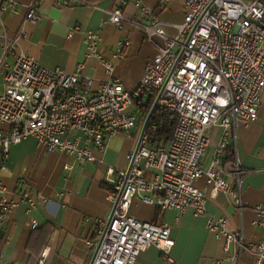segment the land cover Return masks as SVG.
<instances>
[{"label": "built area", "instance_id": "1", "mask_svg": "<svg viewBox=\"0 0 264 264\" xmlns=\"http://www.w3.org/2000/svg\"><path fill=\"white\" fill-rule=\"evenodd\" d=\"M1 1H5L3 10L14 3ZM40 1L28 7L30 23L40 20ZM48 1L57 6L86 4ZM127 2L140 10L141 20L128 18L118 6L105 11L106 22L117 28L130 24L155 49L132 90L116 78L96 84L84 73V63L70 73L45 68L22 49V33H0V172L6 168L11 148L28 137L47 152L94 163L92 149L104 152L112 137L137 128L126 168L109 181L110 213L92 220L93 237L85 242L91 251L86 264H135L150 246L170 261L174 247L170 227L135 218L131 214L134 203L160 211L188 208L195 216H205V194L195 186L204 179L210 196L228 195L241 214L242 177L253 172L242 166L237 151L232 150L231 133L237 123L257 119L264 93V0H186L183 23L174 26L173 36L165 33L164 24L142 0H120ZM77 32L83 36L85 57L100 61L111 74L112 65L97 51L98 34L71 28L67 37ZM129 45V41L119 43L115 57H122ZM162 111L176 116L166 143L155 137L163 122ZM214 128L220 136L205 168L203 158ZM6 194L0 181V236L5 217L15 208L23 204L30 215L42 201L28 193L19 201ZM253 212V224L264 228V202L255 205ZM29 226L35 229L38 223L31 219ZM207 228L223 238L227 260L238 262L242 252L248 251L256 264L264 261V244L245 241L242 229L230 230L224 217H208ZM44 261L45 254L37 264ZM0 264L17 263L0 260Z\"/></svg>", "mask_w": 264, "mask_h": 264}, {"label": "crops", "instance_id": "2", "mask_svg": "<svg viewBox=\"0 0 264 264\" xmlns=\"http://www.w3.org/2000/svg\"><path fill=\"white\" fill-rule=\"evenodd\" d=\"M33 1L13 0L12 7L5 10L2 9L5 1H1L0 33H22V49L41 66L61 68L70 73L79 63H84V73L96 84L116 78L126 90H132L140 82L155 49L133 26L126 23L117 28L106 22L105 14L106 10L119 6L128 18L141 20L140 10L132 2L81 0L86 4L57 6L41 0L38 3L40 20L33 24L26 20L28 7ZM185 2L142 0V4L164 24V31L169 36L175 35L174 26L183 23ZM71 28L98 34L97 51L112 65L111 74L100 61L85 57L86 47L81 33L67 37ZM124 41L130 42L129 47L123 49L122 57H115L118 44ZM136 136L137 128L130 133L116 135L109 140L104 152L90 146L96 159L94 163H79L70 155L47 152L40 149L31 137L13 146L5 170L0 172L7 198L19 201L24 193H28L41 197L42 201L30 215L26 214L25 205L20 204L5 217L0 236V260L37 264L45 254L44 264H86L91 251L85 242L93 237L92 220L109 215V181L126 168V158L135 145ZM219 136L218 128L210 131L209 147L203 158L205 168ZM231 147L237 151L242 166L253 171L242 177L243 212L235 211L232 199L226 194L210 196L204 179L196 181L195 186L205 194V216H195L188 208L160 211L136 201L131 214L141 221L168 225L174 247L170 261L156 247L150 246L139 255L135 264H216L219 260L223 261L222 264H256L248 251L242 252L238 262L227 260L223 238L208 230L207 219L224 217L230 230L242 229L245 241L264 244V228L253 224V207L264 202V93L257 119L234 126ZM64 165H70L72 169L67 170ZM109 170L113 172L111 175ZM31 219L38 223L37 228H30Z\"/></svg>", "mask_w": 264, "mask_h": 264}, {"label": "trees", "instance_id": "3", "mask_svg": "<svg viewBox=\"0 0 264 264\" xmlns=\"http://www.w3.org/2000/svg\"><path fill=\"white\" fill-rule=\"evenodd\" d=\"M161 114L163 117V122L159 124L158 133L155 137H158L159 140H161L163 143H166L173 132L176 116L173 113L167 111H162Z\"/></svg>", "mask_w": 264, "mask_h": 264}, {"label": "rangeland", "instance_id": "4", "mask_svg": "<svg viewBox=\"0 0 264 264\" xmlns=\"http://www.w3.org/2000/svg\"><path fill=\"white\" fill-rule=\"evenodd\" d=\"M131 110H133V109H131ZM207 167H208V165H207ZM207 167H206V168H207Z\"/></svg>", "mask_w": 264, "mask_h": 264}]
</instances>
